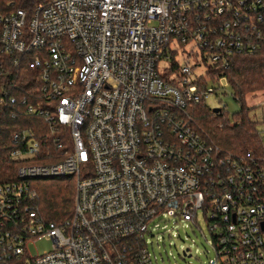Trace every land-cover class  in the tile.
Wrapping results in <instances>:
<instances>
[{"label": "built area", "instance_id": "2783aa9c", "mask_svg": "<svg viewBox=\"0 0 264 264\" xmlns=\"http://www.w3.org/2000/svg\"><path fill=\"white\" fill-rule=\"evenodd\" d=\"M189 42L206 52V75L195 74L201 62L158 70ZM262 47L264 0H45L0 14V53L15 65L33 55L35 101L20 103L45 121L54 150L12 134L0 264H154L146 236L165 218L195 223L199 209L214 264H264V154L223 153L186 112L222 87L207 86L214 69L227 80L231 56ZM7 103L17 98L5 90ZM63 175L75 179L73 214L47 220L30 180ZM39 240L51 248L33 254Z\"/></svg>", "mask_w": 264, "mask_h": 264}, {"label": "trees", "instance_id": "16d2710c", "mask_svg": "<svg viewBox=\"0 0 264 264\" xmlns=\"http://www.w3.org/2000/svg\"><path fill=\"white\" fill-rule=\"evenodd\" d=\"M35 6L34 0H0V14L7 13L12 8L23 7L28 13ZM16 55L0 53V95L7 90L17 98V103L0 106V183L17 180L16 168L18 162L10 157L14 147L12 134L14 132L28 133L40 142V152H54L50 131L45 121L37 116L26 115L21 99L34 102L30 96L35 70L30 68L25 60H31L32 54L21 57L15 65ZM216 73L214 69L211 74ZM224 75L232 88L233 97L241 104L240 120L234 124L220 122L217 116L223 113L220 107L217 113L213 108L206 107L204 101L189 104L186 112L192 118V124L197 133L208 144L218 147L223 153L239 156L248 151L264 154L261 138L256 129V123L248 117L246 97L264 92V47L252 54H235L231 56L230 64L224 69ZM214 80V79H213ZM221 111V112H220ZM61 127L58 125L57 133ZM59 159V158H58ZM49 160V159H48ZM47 161V160H41ZM57 178H33L30 180L36 192L35 208L39 215L47 220L62 221L69 215L74 200L73 189L64 186ZM39 182L41 186H39Z\"/></svg>", "mask_w": 264, "mask_h": 264}, {"label": "rangeland", "instance_id": "374dc122", "mask_svg": "<svg viewBox=\"0 0 264 264\" xmlns=\"http://www.w3.org/2000/svg\"><path fill=\"white\" fill-rule=\"evenodd\" d=\"M45 0H34L35 4L42 3ZM175 52H169L170 60L161 61L158 70L166 71L169 61L176 62L180 66L187 64L194 66L201 62L202 65L195 69V74L206 75V66L210 63L205 61L206 52L202 51L194 42L184 45L174 44L171 46ZM219 87L216 94L206 98L204 105L209 108L223 107V113L217 116L223 123L234 124L240 120L241 104L233 97L232 88L224 78L220 81L208 79L207 86ZM246 106L248 117L256 123V129L261 138V146L264 149V92H258L255 96L246 97ZM65 147H70L69 138L63 140ZM66 187L73 189L75 195V179L71 175L58 177ZM41 186V183L38 184ZM74 210V200L72 202L71 213L66 218H71ZM208 221L205 212L202 209L197 211L195 223L191 221L180 220L176 217L165 218L159 221V227L153 229V235H147L145 238L146 246L150 258L154 264H214L215 249L213 238L208 228ZM51 248V242L48 240H39L30 245V251L33 254L41 253Z\"/></svg>", "mask_w": 264, "mask_h": 264}, {"label": "water", "instance_id": "95a60500", "mask_svg": "<svg viewBox=\"0 0 264 264\" xmlns=\"http://www.w3.org/2000/svg\"><path fill=\"white\" fill-rule=\"evenodd\" d=\"M220 108H213V112L217 113L219 111Z\"/></svg>", "mask_w": 264, "mask_h": 264}]
</instances>
